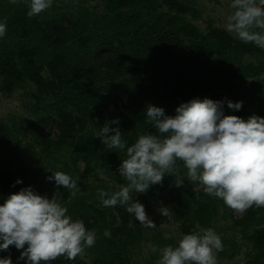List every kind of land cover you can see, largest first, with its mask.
<instances>
[{"label": "trees", "instance_id": "obj_1", "mask_svg": "<svg viewBox=\"0 0 264 264\" xmlns=\"http://www.w3.org/2000/svg\"><path fill=\"white\" fill-rule=\"evenodd\" d=\"M96 1L100 9L90 11L85 0H53L49 9L29 18L27 0H18L16 4L0 0V23L7 25L6 35L0 37V91L12 93L24 87L25 81L31 82L35 88V110L53 111L56 116V137L35 138L46 156L52 146L55 149L74 145L72 163L81 160L80 177L88 178L94 177L92 161L100 147L108 153L101 166L103 171L126 185L119 167L127 158V147L142 135L159 134L147 123L145 106L150 94L160 96L166 104L176 101L163 108L166 115L175 116L181 104L193 99L227 100L236 85L232 80L247 79L250 83L248 79L260 74L264 62L242 61L246 54L259 51L254 43H245L211 24L202 31L188 17H195L197 11L184 0ZM44 68L48 77L42 74ZM256 83H251L250 95L258 114L264 117V91ZM116 88L128 95L127 101L117 114L103 116L100 107L112 101ZM255 93H259L257 97ZM230 97L234 99L233 95ZM116 119L119 124L112 127L121 130L126 144L123 150L107 149L102 138L96 136L106 123ZM89 128L94 131L89 132ZM10 131L0 123L1 144L9 152L8 162L0 167V204L20 191L22 183L16 181L31 173L25 168L26 160L10 148ZM177 164L179 172L184 173L183 163ZM190 195L189 207L202 214L215 213L205 205L210 196L205 191ZM114 208L120 221L117 225L108 207L86 208L82 200L72 203L67 212L73 221H83L86 229L94 230L98 237L90 247V264H130L126 250L128 245L135 244L136 238L130 226L132 216L124 206L117 204ZM228 209L220 215L241 228L243 239L251 245L246 252L249 264H264V227L260 226L264 207L253 206L240 218H234L232 209ZM197 224V216L191 223L182 222V236L196 231ZM105 230L111 232L110 237H100ZM160 237L162 244L166 240L176 247L172 240ZM55 262L89 264L81 259L67 262L58 258L51 264Z\"/></svg>", "mask_w": 264, "mask_h": 264}, {"label": "clouds", "instance_id": "obj_2", "mask_svg": "<svg viewBox=\"0 0 264 264\" xmlns=\"http://www.w3.org/2000/svg\"><path fill=\"white\" fill-rule=\"evenodd\" d=\"M10 2L16 4L18 0ZM27 2L31 18L49 9L53 0ZM231 8L234 12L227 17L226 30L264 49V0H233ZM6 31V23H0V37ZM242 103L228 101V107L240 109ZM176 112L170 116L162 107H147V123L159 134L142 135L127 147V158L119 167L127 184L114 193L100 190L103 206H124L141 225L155 228L145 206L132 194L147 193L151 185L162 184L166 175H174L176 186L182 185L180 161L187 169L188 180L199 181L207 195L222 199L232 210L243 213L253 206L264 207V117L253 115L245 120L225 115L223 101L208 98L183 103ZM118 124V119L106 123L96 134L107 149L126 147L120 128L112 127ZM48 179L70 192L78 190L76 181L64 172L54 171ZM159 211L170 215L167 207ZM67 212L56 196L49 199L31 187L12 193L0 204V250L12 245L23 249L20 258L26 257L28 264H49L60 257L82 258L85 249L94 245L96 233L87 230L83 221H73ZM196 229L183 235L178 246L159 249L158 264H217L216 253L223 251L220 236L199 224ZM104 235L110 237L111 232L105 230ZM150 247L157 251L156 246ZM0 264H12V260L0 258Z\"/></svg>", "mask_w": 264, "mask_h": 264}, {"label": "rangeland", "instance_id": "obj_3", "mask_svg": "<svg viewBox=\"0 0 264 264\" xmlns=\"http://www.w3.org/2000/svg\"><path fill=\"white\" fill-rule=\"evenodd\" d=\"M184 1L192 6L195 12L197 11L195 17H191V14H188V17L202 31H205L209 24L226 30L227 17L234 12V9L231 8L233 0ZM85 2L90 11L100 9L96 0H85ZM230 34L239 39L235 33ZM258 50L255 53L246 54L242 57V61L254 64L264 62V49L258 47ZM42 74L48 77L49 74L46 68L43 69ZM187 80L191 83V79L187 78ZM245 80L244 82L232 80L236 84L231 90V95L234 96V99L231 100L230 95L227 97V100L223 101L225 115H236L245 120L253 115L260 116L253 105L254 98L250 95V89L253 88L251 83L256 81L255 86L264 91V67L258 76L248 79L250 83H247V79ZM34 90V85L27 80L24 87H20L12 93L0 91V123L10 128L11 131L8 134L11 142L10 148H13L22 159L26 160L27 166L25 168L31 172L22 180L21 189L31 187L35 192L47 196L49 199L56 196L58 203L67 207L68 212L70 211L71 204L80 200L84 202V207L86 208L89 205L102 207L103 204H101L99 196L100 190H104L105 192L108 190L114 193L121 187L126 186L118 182L115 177L109 176L106 171H103L101 166L108 158V153L100 147L96 148V157L92 161L95 172L94 177L88 178L80 177L83 166L81 160H77L75 164L72 163V156L74 155L71 152L75 149L74 145L70 147L64 145L55 147V149L52 146L50 154L46 156L42 145H39L35 138L54 139L56 137L58 134L55 122L56 116L53 111L40 113L35 110V99L32 96ZM258 94L255 93L254 96L257 97ZM127 98L128 95L121 88H116L111 94L112 101L100 107L101 114L103 116L117 114L121 110L122 105L127 101ZM148 98L150 101L146 104L145 111L149 105L166 108L171 102H176L170 101L167 102L169 104H166L160 99V96H154L153 94H150ZM228 101H232L233 103L242 101V107L240 109L229 108ZM45 102H49V100ZM41 104L47 105L45 103ZM94 119L97 120L98 116H95ZM93 131L89 128V132L92 133ZM8 157L9 152L2 146L0 140L1 168H4L8 162ZM54 171L69 174L76 181L78 190L70 192L63 186L58 187L54 179L49 180L48 177L52 176ZM180 175L184 177L183 184L180 186H176V177L174 175H166L162 184L151 185L147 193L132 194L134 199L145 206L147 215L155 222L156 227L146 228L140 224L134 214H131L132 220L130 221V226L136 238L135 244L133 246L128 245L126 250V256H129L130 264H158L161 255L159 249L169 245L165 239V243L162 244L161 239L163 238L160 236L165 237L167 235L168 239L172 240L171 244L178 246L180 239L183 237L180 231L181 223H191V221H194L195 216H197L201 228H212L222 240L223 251L216 253L217 264H249L246 252L250 250L251 245L243 239L241 228L234 225L231 219H224L223 215H220L228 212V206L224 204L222 199L208 196L205 200V205H209V209L211 210L214 209V214L207 215V212L202 214L199 210L189 207L191 202L190 194H199L201 191H204V186L199 181L192 182L188 180L187 169L184 173H180ZM72 192L75 194L73 195ZM161 207L169 208L170 215L168 217L160 213ZM108 211L113 215L114 224L117 225L120 221L114 206L108 207ZM231 213L234 218H240L244 214V212L240 213L234 210H231ZM260 226L264 227V219ZM137 233H140V235L137 236ZM103 236L104 233L100 235V237ZM150 245L156 246L157 251L153 252ZM12 248H15L14 253L12 252ZM22 251L23 249H17L12 245L9 246L8 250H0V258H10L12 264H24L28 261L26 257L20 258ZM91 254L89 247L85 249L82 258L78 256L75 260H68L63 257L59 259L67 262H76L81 259L90 264L93 257ZM49 264H51V261ZM55 264L57 263L55 262Z\"/></svg>", "mask_w": 264, "mask_h": 264}]
</instances>
